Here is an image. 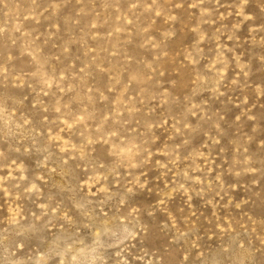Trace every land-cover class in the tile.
Segmentation results:
<instances>
[{"label": "rangeland", "instance_id": "1", "mask_svg": "<svg viewBox=\"0 0 264 264\" xmlns=\"http://www.w3.org/2000/svg\"><path fill=\"white\" fill-rule=\"evenodd\" d=\"M0 264H264V0H0Z\"/></svg>", "mask_w": 264, "mask_h": 264}]
</instances>
